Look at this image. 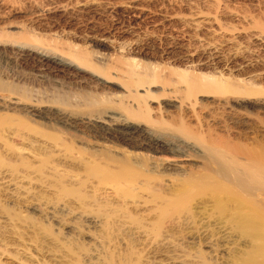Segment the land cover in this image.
I'll use <instances>...</instances> for the list:
<instances>
[{
    "label": "rangeland",
    "instance_id": "374dc122",
    "mask_svg": "<svg viewBox=\"0 0 264 264\" xmlns=\"http://www.w3.org/2000/svg\"><path fill=\"white\" fill-rule=\"evenodd\" d=\"M170 68L232 87L191 92ZM0 87V112L38 131L1 136V264H264V0H0ZM108 108L147 131L57 120ZM148 131L192 155L142 144ZM124 161L134 185L102 177ZM222 222L234 243L200 233Z\"/></svg>",
    "mask_w": 264,
    "mask_h": 264
},
{
    "label": "bare ground",
    "instance_id": "6f19581e",
    "mask_svg": "<svg viewBox=\"0 0 264 264\" xmlns=\"http://www.w3.org/2000/svg\"><path fill=\"white\" fill-rule=\"evenodd\" d=\"M55 6V5H54ZM215 10V9H214ZM217 10V9H216ZM215 13V12H214ZM108 14V13H107ZM216 14V13H215ZM202 15V14H201ZM215 16V15H214ZM118 18V17H117ZM215 19H216V17H215ZM219 22V21H218ZM219 26V25H218ZM230 30V29H229ZM231 34V33H230ZM232 39V38H231ZM250 41V40H249ZM53 58H54V60L56 59V60H58L60 63H65V64H69V65H71V63H69V62H65L63 59H61V58H56V57H54V56H52ZM77 57V56H76ZM81 59V58H80ZM83 59V58H82ZM133 60V59H132ZM53 61V60H52ZM127 61V60H126ZM140 61V60H139ZM138 62V61H137ZM137 62H135V61H131L130 60V62L128 63V65H130V67H133V68H136L137 66ZM148 65V64H147ZM129 67V68H130ZM139 67V66H138ZM156 67H158V65L156 66ZM79 68V67H78ZM149 68V67H148ZM161 67H158L157 69L156 68H154V69H151V70H148L147 72H145L144 74L145 75H143V76H137V77H134L133 79L131 78V81L130 80H128V82L126 83V85H127V88L129 87V88H132L133 86H136V87H138V86H143V85H152L154 82H156L155 80V78H157L156 76H157V71L159 72ZM162 69V68H161ZM170 69H172V68H170ZM105 70V69H104ZM131 70V69H130ZM133 70V69H132ZM157 70V71H156ZM163 70V69H162ZM161 70V71H162ZM188 71V70H187ZM192 71V70H191ZM102 72V71H101ZM135 72V71H134ZM169 72H170V70H169ZM172 72H174L173 74H177L179 77H180V79L182 80L183 78L185 79L186 77L187 78H189L190 77V75H191V78H189L188 80H190V82H188V84L190 85H188V87L190 88V90H191V92H195V93H197V92H215V93H217V92H221V93H225L226 91L227 92H229V89H231V87L232 86H230L231 84L228 82L229 81V79H226V78H222V77H214L213 75L211 76V74L208 76V75H206L205 76V74H201V75H197V73L196 74H191V73H188V72H186L185 70H184V72H183V70H178V69H172ZM100 73V72H99ZM160 73V72H159ZM95 74V73H94ZM102 74V73H101ZM100 74V75H101ZM97 75V74H96ZM105 75V74H104ZM99 76V75H98ZM100 77H102V76H100ZM226 77V76H225ZM228 77V76H227ZM103 78L104 77H102V80H103ZM187 78H186V80H187ZM101 79V78H100ZM234 79V78H233ZM105 81H107L106 79H105ZM134 81V82H133ZM184 81V80H183ZM235 81V80H234ZM233 83V82H232ZM125 84V83H124ZM242 85V84H241ZM132 86V87H131ZM244 86V85H243ZM247 86V85H246ZM233 89V88H232ZM4 91V88H2V87H0V92H3ZM190 92V91H189ZM226 92V93H227ZM230 92H232V91H230ZM235 92H236V90H235ZM205 93V94H206ZM215 93H212V94H215ZM191 94V93H190ZM189 95V94H188ZM195 95V94H194ZM208 95V94H207ZM222 95V94H221ZM135 96V95H134ZM140 96V95H139ZM224 96V95H223ZM19 101V100H18ZM18 101H16V102H13V104H15V106H20L21 105V103L20 102H18ZM14 106V107H15ZM42 107V106H41ZM21 108H24L25 109V111H27L28 112V114H33V115H35V114H37V113H39V112H41V110H40V108H39V106L38 105H35V104H24ZM45 108V107H44ZM6 109H10V104H8V102L6 103L5 102V100L4 101H0V111H4V110H6ZM44 110V109H43ZM60 112V111H59ZM103 112V111H102ZM132 112V111H131ZM61 113V115L60 116H58L57 117V120L59 121V123H61L62 125H66V126H69V127H75V128H79L78 126H81V125H83V126H87V125H89V126H97V127H99V126H103V124H108L109 126H112L113 128H120V130L122 131V133H128L129 134V136H133L134 134H136V133H140V134H143V133H145L146 131H147V128L145 129V126H141V125H137V124H135V123H133L132 121H129V119H127L126 117H124V119H123V122H121L120 123V126H117V121H115V118H113L112 116H115V114H117L116 112H114L113 110H111V109H109L108 108V110H106L105 112H104V114H103V116H89V115H87V116H77V115H74V114H72V113H69V112H66V111H62V112H60ZM59 113V114H60ZM106 113V114H105ZM43 114V113H42ZM11 116H13V115H9L8 113H6V114H4L3 112H0V140H1V138L3 139V137H1L3 134L5 135V133L7 134V132H9V133H14V135H16V137L18 138V137H20V138H23L24 136H25V134L26 133H24V136L22 137V134H23V132L22 131H24L25 132V130L26 131H34V132H37L38 133V131L37 130H35L34 128H32V126H29L27 123H25L24 122V120L23 121H21L20 119H18V121H16L15 119H14V116H13V118L11 117ZM37 116H40V114L39 115H37ZM46 116V115H45ZM148 116V115H147ZM16 117V116H15ZM43 118H44V116H43ZM51 118V117H50ZM50 118H48V120L50 119ZM106 118H108V119H106ZM17 119V118H16ZM53 119V118H52ZM52 119H50L49 121H53ZM55 119V118H54ZM56 120V119H55ZM210 121V120H209ZM55 122V121H54ZM58 123V124H59ZM140 123V122H139ZM115 126V127H114ZM90 128V127H89ZM119 128L117 129V131L119 130ZM69 130V129H68ZM76 131V130H75ZM149 132V131H148ZM29 133V132H28ZM139 134V135H140ZM116 136V135H115ZM7 136H5V138H6ZM126 137V136H125ZM4 138V140L5 141H8L7 139H5ZM50 138H52V137H49V139ZM57 138V137H56ZM127 138V137H126ZM25 139H26V137H25ZM27 139H28V137H27ZM53 139V138H52ZM55 139V138H54ZM132 139V138H131ZM130 139V140H131ZM3 140V141H4ZM60 140V139H59ZM126 140V139H125ZM127 140H128V138H127ZM132 141V140H131ZM141 142H142V144H145V145H148V146H152L155 150H160V149H171V150H174V151H177V153H178V155H180V156H186V157H188L190 154H191V152L189 153L188 152V149H183L182 147H177V146H172V145H170V142H168V141H164V140H162L161 139V137H158V136H156V134H154V133H151V131L149 132V133H147V135L145 136H143V139L141 140ZM140 142V143H141ZM184 142V141H183ZM9 143H11V142H6V147L8 148V149H10V148H15L16 149V146H15V144H9ZM56 143H57V139H56ZM1 144H3V143H1ZM17 144V143H16ZM180 144V143H179ZM4 145V146H5ZM188 146H189V148H191V149H193V148H200V147H196L195 145H194V143H192L191 145L190 144H188ZM5 148V147H4ZM6 148V149H7ZM7 149V151L9 152V150ZM14 149V150H15ZM17 149H19V147L17 148ZM2 150V149H1ZM0 150V151H1ZM14 150H11L10 149V151L12 152V151H14ZM196 150V149H195ZM192 151V150H191ZM194 151V150H193ZM14 153V152H13ZM175 153V152H174ZM176 153V154H177ZM3 155V154H2ZM2 155L0 154V166H3V164L5 163L6 164V160H5V157H2ZM192 155V154H191ZM12 157V156H11ZM21 157V156H20ZM95 157V156H94ZM7 158V157H6ZM104 158V157H103ZM21 159V158H20ZM105 159V161H107L106 160V158H104ZM130 159V158H129ZM101 160H103V159H101ZM23 161H24V159H23ZM99 161V160H98ZM108 161H110V160H108ZM114 161V160H113ZM117 161V160H116ZM104 162V161H103ZM120 162V161H119ZM122 162V161H121ZM126 162H128L127 160H126ZM125 161L123 162V163H126ZM129 162H130V160H129ZM96 163H98V162H96ZM107 163H109V162H107ZM113 163H116V162H113ZM118 163V162H117ZM123 163H119L120 165H118V168H117V166H115L114 164V167H115V169L116 170H113V171H110V172H108V174H102V177L103 178H106V177H109V176H111V175H114L115 176V178L118 176V178H119V180L120 179H123V180H127V179H129V181H130V183H131V185L133 184V181H132V177H133V175H134V172H132V171H130V170H126V168H128V167H130L131 165H129L128 163H126V164H123ZM20 164H22V163H20ZM129 166H128V165ZM130 164H131V162H130ZM11 165V164H10ZM18 165V164H17ZM17 165H15V166H17ZM24 165V164H23ZM27 165V164H26ZM12 167H13V165H11ZM110 166H111V164H110ZM127 166V167H126ZM18 167V166H17ZM16 167V169H18ZM30 167V166H29ZM1 168V167H0ZM11 168V167H10ZM37 168V167H36ZM93 168V167H92ZM38 169V168H37ZM109 169L111 170V169H113L112 168V166L111 167H109ZM39 170V169H38ZM41 170V169H40ZM93 170V169H92ZM96 170H98V169H96ZM96 170L94 171V172H96ZM99 171V172H98ZM96 173H93L94 175L95 174H97L98 173V175L97 176H101V174H100V169L98 170ZM102 172V171H101ZM115 172V173H114ZM83 174V173H82ZM86 175V174H85ZM91 176H94V175H92V173L90 174ZM87 176H89L88 174H87ZM96 176V175H95ZM96 176V177H97ZM68 177V176H67ZM78 178V177H77ZM82 178V177H81ZM117 178V179H118ZM149 179L150 178H147L146 179V181H149ZM116 180V179H115ZM136 180V179H135ZM64 181V180H63ZM62 181V182H63ZM83 181V180H82ZM103 181V180H102ZM128 181V182H129ZM80 182V181H79ZM120 182V181H119ZM67 183V182H66ZM125 183V182H124ZM147 183V182H146ZM59 184V183H58ZM60 184H62L61 182H60ZM59 184V185H60ZM81 184H83V183H81ZM120 184V183H119ZM144 184V183H143ZM84 185V184H83ZM122 184H120V188L122 187L121 186ZM129 186L128 187V189H125L126 191L125 192H127V194H128V192H131L133 189L132 188H134V187H132V186ZM134 185V184H133ZM148 185H149V183H148ZM147 185V186H148ZM65 186V185H64ZM63 186V187H64ZM144 187V186H143ZM60 188V187H59ZM61 188H62V186H61ZM61 188H60V190H61ZM148 188V187H147ZM122 189V188H121ZM127 190H129V191H127ZM62 192H64V191H62ZM61 192V193H62ZM121 192V191H120ZM123 192V191H122ZM133 193V192H132ZM130 194V193H129ZM125 195H126V193H125ZM136 195V194H135ZM126 197V196H125ZM158 198V197H157ZM37 210V209H36ZM67 213V212H66ZM63 215V214H62ZM87 216V215H86ZM47 217L49 218V220H51L53 223H60L61 222V219H62V216L60 215V213H58L56 210H52V211H49L48 212V215H47ZM47 220V219H46ZM50 221V222H51ZM84 222H85V227L87 228V229H90V227H93V226H95V225H97V223H98V221H97V219L96 218H94V217H86L85 219H84ZM83 225V224H82ZM84 226V225H83ZM216 226V225H215ZM67 227H69V228H73L74 226L73 225H71V224H69V225H67ZM84 227V228H85ZM210 230L208 229V227H204L202 230H200V233L202 234V235H204V236H206L207 238H209V240H212L213 238H216L217 240H219V241H221V242H226V243H234L235 242V238H234V236H233V234L231 233V231H229V230H227V228H225L224 226H223V222H222V225L221 224H219V225H217V227H216V229L213 231V233L211 234L210 232H209ZM89 232V231H88ZM91 256H93V253L91 254ZM0 264H1V262H0Z\"/></svg>",
    "mask_w": 264,
    "mask_h": 264
}]
</instances>
